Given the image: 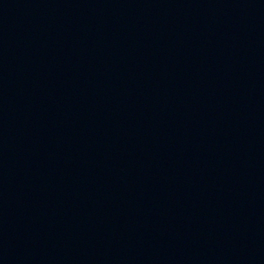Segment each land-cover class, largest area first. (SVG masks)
<instances>
[{"label":"water","instance_id":"95a60500","mask_svg":"<svg viewBox=\"0 0 264 264\" xmlns=\"http://www.w3.org/2000/svg\"><path fill=\"white\" fill-rule=\"evenodd\" d=\"M0 264H264V0H0Z\"/></svg>","mask_w":264,"mask_h":264}]
</instances>
